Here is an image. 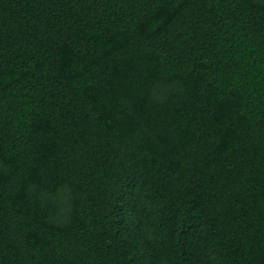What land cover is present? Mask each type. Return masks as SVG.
<instances>
[{
    "label": "trees",
    "instance_id": "16d2710c",
    "mask_svg": "<svg viewBox=\"0 0 264 264\" xmlns=\"http://www.w3.org/2000/svg\"><path fill=\"white\" fill-rule=\"evenodd\" d=\"M0 264H264V0H0Z\"/></svg>",
    "mask_w": 264,
    "mask_h": 264
}]
</instances>
